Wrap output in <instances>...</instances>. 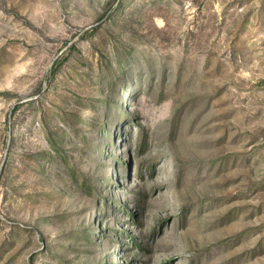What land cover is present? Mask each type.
Wrapping results in <instances>:
<instances>
[{
	"label": "rangeland",
	"instance_id": "obj_1",
	"mask_svg": "<svg viewBox=\"0 0 264 264\" xmlns=\"http://www.w3.org/2000/svg\"><path fill=\"white\" fill-rule=\"evenodd\" d=\"M0 264H264V0H0Z\"/></svg>",
	"mask_w": 264,
	"mask_h": 264
}]
</instances>
